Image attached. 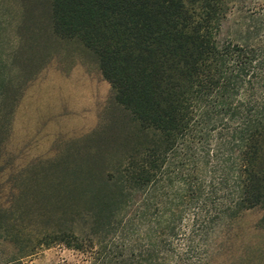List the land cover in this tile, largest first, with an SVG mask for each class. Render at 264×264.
<instances>
[{"label":"trees","instance_id":"trees-1","mask_svg":"<svg viewBox=\"0 0 264 264\" xmlns=\"http://www.w3.org/2000/svg\"><path fill=\"white\" fill-rule=\"evenodd\" d=\"M50 1L53 37L81 44L111 92L104 133L41 166L58 197L46 246L111 264V234L136 228L142 247L116 264H201L224 219L259 209L264 224V25L221 40L236 0Z\"/></svg>","mask_w":264,"mask_h":264},{"label":"rangeland","instance_id":"rangeland-1","mask_svg":"<svg viewBox=\"0 0 264 264\" xmlns=\"http://www.w3.org/2000/svg\"><path fill=\"white\" fill-rule=\"evenodd\" d=\"M50 9V0H0V264H95L91 254L46 246L45 236L58 229V197L46 193L41 166L104 133L111 88L81 44L53 37ZM262 24L264 0H236L220 39H256ZM262 218L256 209L224 219L201 264H264ZM78 221L90 234V221ZM113 239L111 264L128 260L119 257L127 254L124 242L142 247L136 228L117 229Z\"/></svg>","mask_w":264,"mask_h":264}]
</instances>
